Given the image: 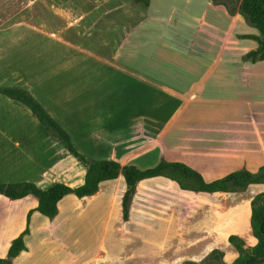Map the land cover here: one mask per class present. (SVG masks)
<instances>
[{"label":"crops","instance_id":"obj_1","mask_svg":"<svg viewBox=\"0 0 264 264\" xmlns=\"http://www.w3.org/2000/svg\"><path fill=\"white\" fill-rule=\"evenodd\" d=\"M0 10V86L27 90L93 160L141 170L180 162L213 182L264 167V61L243 57L259 32L211 0H33ZM33 56H27L32 53ZM40 52V53H39ZM39 53V59L37 56ZM87 170L32 111L0 94V182L77 188ZM123 175L92 196L71 194L53 219L27 196L0 195V258L27 227L13 264H224L258 240L252 202L264 193L182 190L165 177L141 181L123 219ZM230 255L226 251L230 249Z\"/></svg>","mask_w":264,"mask_h":264},{"label":"trees","instance_id":"obj_2","mask_svg":"<svg viewBox=\"0 0 264 264\" xmlns=\"http://www.w3.org/2000/svg\"><path fill=\"white\" fill-rule=\"evenodd\" d=\"M214 5H221L231 15L240 14L245 21L258 30L259 35H247L242 38H249L258 42L256 50L247 53L243 59L251 63L264 61V0H211ZM151 0H133L134 5L149 7ZM0 94L12 100L18 101L29 108L45 127L49 135L65 148L72 156L81 162L86 170L85 183L77 188H72L62 183H54L47 189H40L31 182L1 183L0 195L15 201L27 196H33L38 200V211L43 216L53 220L59 213V202L68 195H75L77 198L95 195L99 191L100 184L105 181L115 180L123 175L127 190L123 196V219H129L131 201L136 194L138 184L155 177H165L176 182L184 191L195 193L214 194L218 192L239 193L246 191L250 185H264V167L257 172L238 170L227 176L207 182L195 169L180 162H168L164 159L149 169L141 170L136 166H123L111 160H93L81 153L70 134L47 112V110L27 90L15 86H0ZM34 210L27 216L26 229L15 238L10 245L6 258H0V264H13V260L22 252L27 251L25 236L30 233L29 223ZM251 225L253 234L258 243L253 248H245L244 242L231 236L230 242L239 253L238 258L232 264H260L264 260V193L258 195L252 202ZM224 254L213 251L207 259H222ZM183 264H197L185 262Z\"/></svg>","mask_w":264,"mask_h":264},{"label":"rangeland","instance_id":"obj_3","mask_svg":"<svg viewBox=\"0 0 264 264\" xmlns=\"http://www.w3.org/2000/svg\"><path fill=\"white\" fill-rule=\"evenodd\" d=\"M33 0H0V10L1 12H4L5 15L14 16L22 11H25V13H28L30 11V4ZM40 53V52H39ZM39 53L37 56V61L39 59ZM27 56H33L32 53H27ZM228 254L230 255L232 252H235L236 250L233 248L232 251L230 249L226 250ZM201 264H224L223 258L218 260H205ZM260 264H264V260L261 261Z\"/></svg>","mask_w":264,"mask_h":264},{"label":"water","instance_id":"obj_4","mask_svg":"<svg viewBox=\"0 0 264 264\" xmlns=\"http://www.w3.org/2000/svg\"><path fill=\"white\" fill-rule=\"evenodd\" d=\"M260 260H263V258H260Z\"/></svg>","mask_w":264,"mask_h":264}]
</instances>
